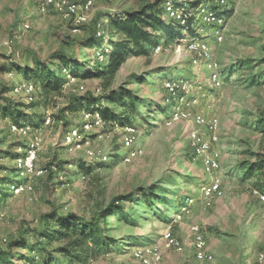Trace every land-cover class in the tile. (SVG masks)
Wrapping results in <instances>:
<instances>
[{
  "label": "rangeland",
  "instance_id": "obj_1",
  "mask_svg": "<svg viewBox=\"0 0 264 264\" xmlns=\"http://www.w3.org/2000/svg\"><path fill=\"white\" fill-rule=\"evenodd\" d=\"M41 1H0V87L2 82L5 83L9 89L6 96L25 104L23 110L28 114L52 118L51 125L42 129V143L36 160L37 168H46L48 172L32 177L30 190L18 195L0 194V247L9 249L12 242L21 237L32 240L51 212L92 217L116 196L156 186V192L166 203L151 207L142 201H122L129 214L128 220L111 217L106 223L110 227V236L118 240V245L90 264H141L132 252L135 247L145 245H156L161 249L163 264H195L189 232L194 224L206 233L214 254L212 264H256L257 254L264 251V203L252 194L256 179H245L241 164L254 161V154H264V135L257 129V121L264 118V0H235L227 9L234 11L227 18L223 41L211 42L213 59L223 80L218 90L211 88L210 72L206 67L196 69L193 66L192 55L183 42H170L150 58L127 59L109 90L131 89L146 101L136 122L139 144L144 152L131 163L123 162L126 147L120 126L113 128L106 124L104 128L94 130L81 147L69 149L64 146L68 128L82 121L80 111L62 112L70 94L77 93L73 91L76 87L64 91L56 103L47 104L42 103L40 87L38 100L28 105L13 95L12 81L1 69L3 64L11 63L10 59L19 62L33 57L50 60L55 52L92 58L97 47L86 48L82 40L91 33L93 23L103 19L106 24L108 13L115 15L124 9L135 8L142 0H94L89 21L79 32L74 30L69 18L52 10L42 13L39 9ZM210 5L215 6L214 1ZM21 23H28L30 29L19 32ZM10 47L18 54L9 53ZM154 71L160 73L152 74ZM164 75L188 80L198 99L195 109L219 118L224 195L210 207L198 199L200 189L209 178L201 160L194 156L189 146L191 125L186 122H176L172 126L165 124L169 108L165 103ZM145 77L146 81L140 82V78ZM17 79L30 78L18 72ZM105 80L81 81L88 92L99 89L103 93L106 92ZM34 119L38 126L42 125V119ZM9 123V119L0 117V166L13 168L14 163L1 157L2 154L28 140L12 134ZM88 148L101 150L110 157L118 155L119 161L114 163L109 158L103 160L104 165L92 161L86 154ZM81 163L93 168L91 173L82 172ZM11 171L0 170V175H9L13 182L18 181V174ZM1 188L10 193L8 185ZM190 197L196 200L187 208ZM179 211L183 218L174 223ZM170 226L183 244L181 252L167 247L162 239ZM55 247L52 245L49 249Z\"/></svg>",
  "mask_w": 264,
  "mask_h": 264
},
{
  "label": "trees",
  "instance_id": "obj_2",
  "mask_svg": "<svg viewBox=\"0 0 264 264\" xmlns=\"http://www.w3.org/2000/svg\"><path fill=\"white\" fill-rule=\"evenodd\" d=\"M164 0H142L135 8L124 9L115 15L109 14V20L105 24L106 37L99 38L95 35V24L92 30L82 40L86 48L96 46L103 54L100 60L95 55L92 58L83 55H71L64 52H55L50 60H42L33 57L14 64L18 72L34 80L41 88L43 104L55 102L64 93L63 85L66 81L63 69H68L79 79L105 78L103 82L106 92L95 96L91 92L83 95L70 94L66 106L62 112H83L98 110L101 112L106 124L113 128L116 126H137L136 122L141 114L144 102L142 97L133 90L127 88L111 89L123 64L130 57H146L153 55L154 49L159 45H168L177 41L182 36L181 27L176 21L168 18L163 9ZM199 1L191 4L197 8ZM234 9L226 10L227 18L232 16ZM190 35L195 31L190 29ZM8 67L3 64L2 71ZM159 71H154L155 74ZM160 73V72H159ZM164 81L169 79L164 75ZM166 78V79H165ZM147 77L140 78L145 82ZM109 90V91H108ZM9 89L5 83L0 87V117L3 120L18 124H31L38 126L34 119H42L38 114H28L23 108L25 104L6 96ZM165 91V89H164ZM166 92V91H165ZM31 105V104H28ZM169 108V107H168ZM257 129L264 135V118L257 121ZM26 143L20 142L13 146L12 150L5 151L1 157L14 160L19 153V148H25ZM254 161H244L241 169L245 179L255 177V188L264 194V154H254ZM114 163H118V155L111 157ZM104 165L103 160H95ZM59 168V167H58ZM79 168L85 174L91 173L93 168L79 164ZM0 170L17 173V169L0 166ZM13 182L9 175H0V194L10 196L13 193L3 192L2 186ZM122 201H141L148 206L166 203L156 192V186L148 189L138 188L127 195L116 196L106 207L99 209L92 217L77 213L61 214L51 212L46 215L42 228L37 230V235L28 240L21 237L10 245L9 249L0 247V264H90L97 258L110 253L118 245V240L110 236V227L106 223L111 217L119 221H126L129 214ZM137 203V204H138ZM56 245L53 250L49 247ZM14 249H19L14 251ZM28 250L29 252H25ZM30 253H35L31 255ZM55 254L60 255L56 257Z\"/></svg>",
  "mask_w": 264,
  "mask_h": 264
},
{
  "label": "built area",
  "instance_id": "obj_3",
  "mask_svg": "<svg viewBox=\"0 0 264 264\" xmlns=\"http://www.w3.org/2000/svg\"><path fill=\"white\" fill-rule=\"evenodd\" d=\"M1 1V0H0ZM199 1L197 8H192L193 2ZM214 1L215 6L210 3ZM235 0H164L163 9L165 15L176 21L181 27L182 36L177 41L183 42L186 49L192 55V64L196 69L201 66L206 67L209 72L210 86L214 90L222 87L223 80L221 72L217 69L218 65L213 59L212 44L213 40L223 41V30L227 22L226 10ZM94 0H42L39 9L46 14L49 11L57 12L72 21L75 31H81L82 26L88 23L90 11L93 8ZM177 6H182L178 8ZM30 29L28 23H21L18 26L19 32ZM190 29L195 31V35H190ZM95 35L99 38L106 37L104 21L95 24ZM20 37L17 36V41ZM164 45H159L154 49L153 54L159 53ZM18 54L11 47L9 53ZM95 56L103 60L104 56L97 48ZM10 67L5 74L12 81V93L26 104H33L38 100L40 86L32 79H17L18 71L14 64L17 60L10 59ZM65 83L63 92L74 88L76 94H85L87 89L81 79L75 77L68 69H63ZM166 91L165 103L169 107V116L166 119V126H172L176 122H186L191 127L188 131V142L194 156L201 160L208 181L200 189V196L207 207L212 206L213 202L224 195L223 174L221 168V150L219 148V118L215 114H205L195 109L198 99L193 94V86L188 80L179 78H169L164 81ZM95 96L101 95L98 89L92 92ZM51 116L44 117L41 126L31 124L9 123V130L12 134L21 139L28 140L25 148H19L22 153L14 158L13 163L17 169L18 181L8 184L9 190L18 195L32 189L30 180L34 176H43L48 172L46 168H37L36 160L42 143V129L51 125ZM106 122L98 110L83 111L82 121L79 125L68 128L64 136L63 144L69 149L81 147L86 144L88 135L96 129H102ZM121 128V138L126 153L123 156L124 163H131L139 158L144 150L139 144V127L125 126ZM86 154L90 160H108L101 150L88 148ZM56 169V168H54ZM252 194L264 203V194L257 188H252ZM196 198L190 197L188 205H193ZM183 218L182 211L174 217V223L180 222ZM192 237V247L194 252L195 264H212L214 254L212 253L207 236L201 226L194 224L189 228ZM167 247L174 248L176 251L183 250L182 242L174 235L170 226L162 236ZM133 257L141 264H163V254L161 249L154 245L137 246L133 249ZM256 264H264V251L259 252Z\"/></svg>",
  "mask_w": 264,
  "mask_h": 264
},
{
  "label": "crops",
  "instance_id": "obj_4",
  "mask_svg": "<svg viewBox=\"0 0 264 264\" xmlns=\"http://www.w3.org/2000/svg\"><path fill=\"white\" fill-rule=\"evenodd\" d=\"M6 66H7V67H10V65H9V64H6Z\"/></svg>",
  "mask_w": 264,
  "mask_h": 264
}]
</instances>
